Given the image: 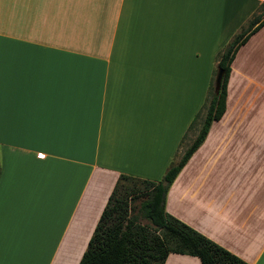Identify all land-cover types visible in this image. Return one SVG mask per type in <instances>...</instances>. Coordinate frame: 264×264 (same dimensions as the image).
<instances>
[{
	"label": "crops",
	"instance_id": "obj_1",
	"mask_svg": "<svg viewBox=\"0 0 264 264\" xmlns=\"http://www.w3.org/2000/svg\"><path fill=\"white\" fill-rule=\"evenodd\" d=\"M259 1L0 0V264H77L118 174L156 179L174 158ZM262 34L237 48L224 111L164 200L249 264H264Z\"/></svg>",
	"mask_w": 264,
	"mask_h": 264
},
{
	"label": "trees",
	"instance_id": "obj_2",
	"mask_svg": "<svg viewBox=\"0 0 264 264\" xmlns=\"http://www.w3.org/2000/svg\"><path fill=\"white\" fill-rule=\"evenodd\" d=\"M263 23L261 0L215 53L205 97L182 134L174 158L156 179L118 174L77 264H162L169 252L195 255L200 264H249L168 213L164 200L167 187L201 143L211 121L224 111L225 86L237 48ZM217 68L222 72L214 89Z\"/></svg>",
	"mask_w": 264,
	"mask_h": 264
},
{
	"label": "water",
	"instance_id": "obj_3",
	"mask_svg": "<svg viewBox=\"0 0 264 264\" xmlns=\"http://www.w3.org/2000/svg\"><path fill=\"white\" fill-rule=\"evenodd\" d=\"M221 72H222L221 68H217L215 77H214V89L218 88Z\"/></svg>",
	"mask_w": 264,
	"mask_h": 264
},
{
	"label": "rangeland",
	"instance_id": "obj_4",
	"mask_svg": "<svg viewBox=\"0 0 264 264\" xmlns=\"http://www.w3.org/2000/svg\"><path fill=\"white\" fill-rule=\"evenodd\" d=\"M260 34V33H259ZM259 34L257 35V36H255L253 39H257L258 37H259ZM262 37H263V41L260 43L262 46H264V35L262 34ZM259 44V43H258ZM258 44H256V45H258ZM257 47V46H256ZM255 47V48H256ZM256 50V52H258L259 50H260V45H258V47L255 49ZM255 61H257L256 59H255ZM140 220L142 221V222H146V219H144L143 217H140Z\"/></svg>",
	"mask_w": 264,
	"mask_h": 264
}]
</instances>
